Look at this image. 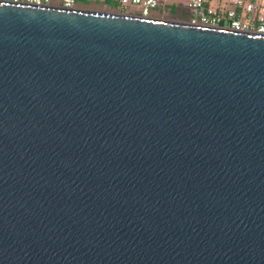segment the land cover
<instances>
[{"label":"water","instance_id":"obj_1","mask_svg":"<svg viewBox=\"0 0 264 264\" xmlns=\"http://www.w3.org/2000/svg\"><path fill=\"white\" fill-rule=\"evenodd\" d=\"M0 264H264V35L0 1Z\"/></svg>","mask_w":264,"mask_h":264},{"label":"built area","instance_id":"obj_2","mask_svg":"<svg viewBox=\"0 0 264 264\" xmlns=\"http://www.w3.org/2000/svg\"><path fill=\"white\" fill-rule=\"evenodd\" d=\"M1 2L29 5V6H56L76 8L75 0H0ZM122 8H137V16L153 18L150 10L163 5L167 0H113ZM189 10H192L196 19L191 23L204 26L228 27L234 30L254 32L264 35V0H216L218 7L224 5V11L214 10L206 5V0H184ZM130 15V14H129ZM136 16V15H134ZM228 22V26H224Z\"/></svg>","mask_w":264,"mask_h":264},{"label":"rangeland","instance_id":"obj_3","mask_svg":"<svg viewBox=\"0 0 264 264\" xmlns=\"http://www.w3.org/2000/svg\"><path fill=\"white\" fill-rule=\"evenodd\" d=\"M53 4H58L59 2L57 0H53ZM92 3V1H91ZM87 4L85 3L84 0H76L75 7H84V5ZM206 5L213 8L214 10H220L222 11L224 9V5H220L218 7V4L216 0H206ZM85 10H93V9H88V8H82ZM94 11H101V12H109V13H123L127 15H136L137 16V11L135 9H130V8H122L121 5L119 7H115L113 5L107 4L105 8L103 9H95ZM135 11V12H134ZM165 11L169 16H164L161 18V20H167V21H179V22H191L192 19H196V17L193 15L192 10H189L186 5L184 0H176L173 6H167L166 9L164 6H158L156 9H151L150 10V15L153 14V12H160L163 13ZM224 11V10H223ZM199 19H196L198 21ZM224 26H228V22H224Z\"/></svg>","mask_w":264,"mask_h":264},{"label":"crops","instance_id":"obj_4","mask_svg":"<svg viewBox=\"0 0 264 264\" xmlns=\"http://www.w3.org/2000/svg\"><path fill=\"white\" fill-rule=\"evenodd\" d=\"M84 1H85V3H87V4L84 5V7H78V6H76V8H81V9L82 8H88V9H93V10L96 9L97 10V9H103V8H105L107 4L113 5L115 7H119V3H117L116 1H113V0H84ZM91 1H92V3H91ZM175 1L176 0H167L165 4L160 5V6H164V8L166 9L167 6H173L174 3H175ZM75 3H76V0H75ZM156 8H154V9H156ZM134 9L136 11H138L137 8H134ZM151 15L153 16V18H161V17H164V16H169V14H167L165 11H163V13L153 12V14H151Z\"/></svg>","mask_w":264,"mask_h":264}]
</instances>
